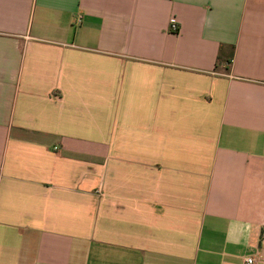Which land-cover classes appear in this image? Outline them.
Masks as SVG:
<instances>
[{"label": "crops", "instance_id": "0c3cea01", "mask_svg": "<svg viewBox=\"0 0 264 264\" xmlns=\"http://www.w3.org/2000/svg\"><path fill=\"white\" fill-rule=\"evenodd\" d=\"M252 255L264 0H0V264Z\"/></svg>", "mask_w": 264, "mask_h": 264}, {"label": "built area", "instance_id": "2783aa9c", "mask_svg": "<svg viewBox=\"0 0 264 264\" xmlns=\"http://www.w3.org/2000/svg\"><path fill=\"white\" fill-rule=\"evenodd\" d=\"M79 20H80V17H79ZM169 30H170V32H172V33H176V32H178V30H179V26H178V22H177V20H176L175 18H172V19L170 20V27H169ZM256 261H257V258H256V256H254V255H252V256H248V257L246 258V262H247L248 264H254V263H256Z\"/></svg>", "mask_w": 264, "mask_h": 264}, {"label": "trees", "instance_id": "16d2710c", "mask_svg": "<svg viewBox=\"0 0 264 264\" xmlns=\"http://www.w3.org/2000/svg\"><path fill=\"white\" fill-rule=\"evenodd\" d=\"M230 62V61H229Z\"/></svg>", "mask_w": 264, "mask_h": 264}]
</instances>
